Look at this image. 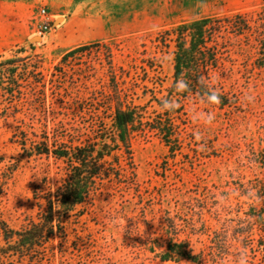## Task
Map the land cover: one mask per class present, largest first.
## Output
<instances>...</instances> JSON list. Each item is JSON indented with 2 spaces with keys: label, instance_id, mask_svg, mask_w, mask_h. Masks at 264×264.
<instances>
[{
  "label": "rangeland",
  "instance_id": "374dc122",
  "mask_svg": "<svg viewBox=\"0 0 264 264\" xmlns=\"http://www.w3.org/2000/svg\"><path fill=\"white\" fill-rule=\"evenodd\" d=\"M263 8L264 0H0V57L21 61L14 97L0 91V222L13 229L36 222L42 196L67 177L61 160L26 155L19 140L84 143L116 99L151 114L172 79L165 31L221 24L206 79L229 101L184 100L173 158L154 131L133 135L130 155L111 164L115 176L97 182L39 259L0 264H264V74L254 64ZM41 9L50 19L43 35ZM236 14L247 25L240 36L225 27ZM168 242H185L200 261H161Z\"/></svg>",
  "mask_w": 264,
  "mask_h": 264
},
{
  "label": "trees",
  "instance_id": "16d2710c",
  "mask_svg": "<svg viewBox=\"0 0 264 264\" xmlns=\"http://www.w3.org/2000/svg\"><path fill=\"white\" fill-rule=\"evenodd\" d=\"M261 30L258 39L256 68L264 74V8L262 10ZM229 30L240 36L247 31V25L240 15L227 18ZM222 26L212 18L181 23L165 31L162 36L172 43V79L165 94L152 98L155 111L145 112V107L126 104L119 99L108 103L110 116L99 119L93 124L92 138L76 146L53 145L39 142L26 148V140H19L21 150L26 155H53L67 168V177L57 188L55 194L43 195L41 209L36 222H30L20 229H13L0 222L2 244H0V262L11 257L39 259L43 245L55 234H62L63 220L82 205L95 189L98 181L115 176L110 172L112 162L116 163L124 155H130V140L133 135L145 127L154 131L173 158L180 151L181 141L178 133V121L182 103L195 96L210 104L227 106L226 96L210 88L206 79L208 70L217 66L219 44L217 37ZM78 50L69 53L73 54ZM67 57L64 56L63 60ZM21 62L14 57H0V91L6 97H14L19 84L13 78L17 70L15 64ZM27 67L23 66V70ZM149 69L154 71L153 67ZM215 95L218 102L211 99ZM260 197L264 198V188H260ZM260 222L263 213L256 214ZM163 261L177 262L185 259L192 263L200 261L185 242H168L165 251L158 254Z\"/></svg>",
  "mask_w": 264,
  "mask_h": 264
},
{
  "label": "built area",
  "instance_id": "2783aa9c",
  "mask_svg": "<svg viewBox=\"0 0 264 264\" xmlns=\"http://www.w3.org/2000/svg\"><path fill=\"white\" fill-rule=\"evenodd\" d=\"M39 17H40V21H39V26H38V32L39 34L43 35L47 33L50 29V19L46 15L43 9L39 11Z\"/></svg>",
  "mask_w": 264,
  "mask_h": 264
},
{
  "label": "clouds",
  "instance_id": "9594fccd",
  "mask_svg": "<svg viewBox=\"0 0 264 264\" xmlns=\"http://www.w3.org/2000/svg\"><path fill=\"white\" fill-rule=\"evenodd\" d=\"M211 99L216 100V101L218 102V97H216L215 95H213V96L211 97ZM210 119H211V118H209V122H210ZM240 264H244L243 259H241Z\"/></svg>",
  "mask_w": 264,
  "mask_h": 264
}]
</instances>
